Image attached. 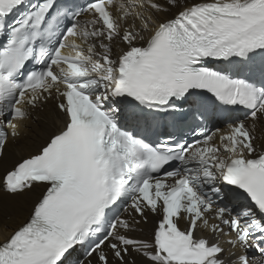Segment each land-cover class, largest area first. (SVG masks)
<instances>
[{
  "label": "snow or ice",
  "instance_id": "snow-or-ice-1",
  "mask_svg": "<svg viewBox=\"0 0 264 264\" xmlns=\"http://www.w3.org/2000/svg\"><path fill=\"white\" fill-rule=\"evenodd\" d=\"M49 100L59 127L0 175L8 195L42 189L0 264H64L78 246L87 264H264V0H0V126L17 137ZM149 212L151 241L127 235Z\"/></svg>",
  "mask_w": 264,
  "mask_h": 264
},
{
  "label": "bare ground",
  "instance_id": "bare-ground-1",
  "mask_svg": "<svg viewBox=\"0 0 264 264\" xmlns=\"http://www.w3.org/2000/svg\"><path fill=\"white\" fill-rule=\"evenodd\" d=\"M195 0H187L191 4ZM184 3V0H181ZM177 11L173 9L174 13ZM172 13H169L170 16ZM167 17L161 15L159 19L163 20ZM122 45L119 41L112 43V58L120 52ZM60 120L57 117L56 110L53 106V100L40 105L36 109L29 110V117L23 121L21 127L18 128L19 135L11 136V130L8 136V144L0 159V175L15 165L19 160L34 153L37 148L42 145L49 134L56 131L59 127ZM259 137L256 139V145L259 148L264 144V125H257ZM42 191L41 188H34L31 192H25L22 195L11 196L4 192H0V242L4 241L19 225L24 223L30 214L33 203ZM139 220L138 218H135ZM132 222V218L129 220ZM155 229V221L143 223L139 220L138 225L133 226V230L127 235L132 238L151 241ZM136 264H147L143 258L135 257Z\"/></svg>",
  "mask_w": 264,
  "mask_h": 264
}]
</instances>
